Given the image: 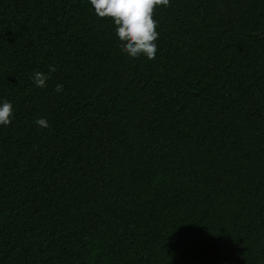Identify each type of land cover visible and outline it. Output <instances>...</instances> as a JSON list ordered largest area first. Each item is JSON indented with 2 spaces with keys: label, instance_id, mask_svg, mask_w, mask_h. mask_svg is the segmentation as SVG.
Instances as JSON below:
<instances>
[{
  "label": "trees",
  "instance_id": "obj_1",
  "mask_svg": "<svg viewBox=\"0 0 264 264\" xmlns=\"http://www.w3.org/2000/svg\"><path fill=\"white\" fill-rule=\"evenodd\" d=\"M154 18L133 58L90 0H0V264H264V0Z\"/></svg>",
  "mask_w": 264,
  "mask_h": 264
},
{
  "label": "clouds",
  "instance_id": "obj_2",
  "mask_svg": "<svg viewBox=\"0 0 264 264\" xmlns=\"http://www.w3.org/2000/svg\"><path fill=\"white\" fill-rule=\"evenodd\" d=\"M95 13L100 18L114 21L115 32L122 50L133 58L141 55L154 59L157 52L156 41L158 21L155 10L158 6L167 7L170 0H90ZM55 65L49 66V72H55ZM49 75L41 71L34 72L32 79L37 87H45ZM56 92L63 91V85L57 84ZM13 105L9 101L0 104V125L11 123ZM36 123L44 128L49 127L46 118H38Z\"/></svg>",
  "mask_w": 264,
  "mask_h": 264
}]
</instances>
